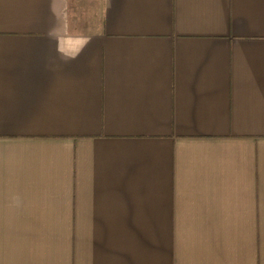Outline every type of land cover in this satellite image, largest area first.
Returning <instances> with one entry per match:
<instances>
[{"label":"crops","instance_id":"1","mask_svg":"<svg viewBox=\"0 0 264 264\" xmlns=\"http://www.w3.org/2000/svg\"><path fill=\"white\" fill-rule=\"evenodd\" d=\"M0 264H264V0H0Z\"/></svg>","mask_w":264,"mask_h":264}]
</instances>
